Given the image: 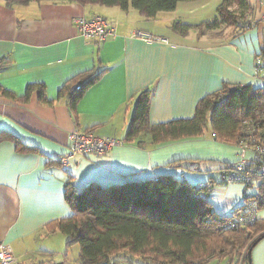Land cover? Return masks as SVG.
<instances>
[{
    "label": "crops",
    "instance_id": "0c3cea01",
    "mask_svg": "<svg viewBox=\"0 0 264 264\" xmlns=\"http://www.w3.org/2000/svg\"><path fill=\"white\" fill-rule=\"evenodd\" d=\"M222 2L185 1L146 19L134 9L49 1L9 7L0 0V88L14 95L0 91V133L9 136L0 139V242L11 248L15 264H77L69 258V237L58 227L73 215L65 197L69 181L81 190L91 182L178 177L181 170L182 179L201 186L237 163L235 145L217 139L210 126L201 136L158 144L146 134L128 139L145 91L151 92L148 123L160 125L192 119L200 101L226 85L264 88V78L255 77V59L264 54V0L249 1L256 22L250 30L206 32L204 24L216 19ZM94 16L113 23L116 37L101 43L81 37L75 20ZM137 32L154 39L136 37ZM101 71L72 106L76 87ZM31 85L34 90L23 100ZM75 130L123 145L104 155L69 157ZM223 185L228 197H242L237 207L255 203L256 219L264 221L259 181ZM212 195L213 187L209 198L218 214L235 213L237 207L230 215L218 212ZM240 263L264 264V238L252 248L250 263L248 258Z\"/></svg>",
    "mask_w": 264,
    "mask_h": 264
},
{
    "label": "trees",
    "instance_id": "16d2710c",
    "mask_svg": "<svg viewBox=\"0 0 264 264\" xmlns=\"http://www.w3.org/2000/svg\"><path fill=\"white\" fill-rule=\"evenodd\" d=\"M5 1L9 7L46 1L118 7L123 11L137 10L146 19H153L161 12L174 11L181 2L196 0ZM253 13L249 0H223L216 19L205 23L203 30L233 27L243 33L256 23ZM102 74L98 72L85 86L80 84L81 89L70 99L72 106ZM34 88L29 86L23 100H28ZM2 93L14 97L7 91ZM150 97L151 92L145 91L138 99L129 140L146 134L158 144L201 136L210 126L217 139L235 145L241 137L242 121L264 111V89L226 85L221 92L202 99L192 119L150 125ZM39 98L46 100L43 90ZM1 137L9 138L4 133H0ZM215 183L220 182L212 180L196 186L178 176L110 185L91 182L78 190L69 181L65 197L73 215L60 221L58 227L69 237L68 246H80L77 264H209L213 259L245 263L253 243L264 236V221L244 229H224L225 223L243 207H237L231 216L218 214L209 198ZM257 202L258 207L263 206L260 199Z\"/></svg>",
    "mask_w": 264,
    "mask_h": 264
},
{
    "label": "built area",
    "instance_id": "2783aa9c",
    "mask_svg": "<svg viewBox=\"0 0 264 264\" xmlns=\"http://www.w3.org/2000/svg\"><path fill=\"white\" fill-rule=\"evenodd\" d=\"M255 22V20H254ZM79 35L88 41L103 42L107 38L116 37V27L101 16L92 19L79 18L75 20ZM136 37L153 41L150 34L137 32ZM255 77L264 78V54H259L255 59ZM81 85L76 87L79 91ZM241 137L235 147L238 150V161L230 168L218 172L217 181L222 184L240 183L245 187L259 181L264 184V111L256 118L246 119L241 123ZM123 145L117 138H104L93 132H80L75 130L69 135L68 156L104 155L116 147ZM66 165V159L62 160ZM177 176L182 177L183 171L178 170ZM155 180L158 177H154ZM216 184V183H215ZM204 186V185H203ZM257 206L250 203L229 219L224 229H244L254 224ZM16 258L11 248L0 242V264H15ZM242 264V263H241Z\"/></svg>",
    "mask_w": 264,
    "mask_h": 264
},
{
    "label": "rangeland",
    "instance_id": "374dc122",
    "mask_svg": "<svg viewBox=\"0 0 264 264\" xmlns=\"http://www.w3.org/2000/svg\"><path fill=\"white\" fill-rule=\"evenodd\" d=\"M252 4H254L255 0H249ZM264 89V88H263ZM240 122V119H239ZM185 172L188 174L190 172ZM236 183V182H234ZM217 184V183H216ZM214 184L213 186V195L212 199L215 204L216 210L221 214L230 215L232 210L237 207L241 203L242 197H228L227 195V187L222 183ZM233 184V183H231ZM243 185V184H242ZM73 251L69 252L70 260L73 259V263L78 260L80 254V246L78 244H73Z\"/></svg>",
    "mask_w": 264,
    "mask_h": 264
},
{
    "label": "water",
    "instance_id": "95a60500",
    "mask_svg": "<svg viewBox=\"0 0 264 264\" xmlns=\"http://www.w3.org/2000/svg\"><path fill=\"white\" fill-rule=\"evenodd\" d=\"M264 238V236L263 237H261V238H259L256 242H254L253 243V245H252V247H251V249L248 251V254H247V257H248V261H249V263H250V256H251V250H252V248L260 241V240H262Z\"/></svg>",
    "mask_w": 264,
    "mask_h": 264
}]
</instances>
